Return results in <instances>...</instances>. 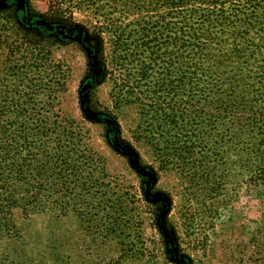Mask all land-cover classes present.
<instances>
[{"label": "rangeland", "instance_id": "obj_1", "mask_svg": "<svg viewBox=\"0 0 264 264\" xmlns=\"http://www.w3.org/2000/svg\"><path fill=\"white\" fill-rule=\"evenodd\" d=\"M185 1L0 0V264H264V0Z\"/></svg>", "mask_w": 264, "mask_h": 264}, {"label": "trees", "instance_id": "obj_2", "mask_svg": "<svg viewBox=\"0 0 264 264\" xmlns=\"http://www.w3.org/2000/svg\"><path fill=\"white\" fill-rule=\"evenodd\" d=\"M194 3H198V5L194 8L191 9V11H196L197 8L199 9V7L202 4H207V5H211V7H213L214 11L210 10V12L214 15V20L213 21H217V24L223 25L225 23V21L227 20V13L224 10V3L223 2H219V0H194ZM171 4L173 5H177L178 6H183L185 5V0H175L172 1L170 0ZM253 5V4H250ZM215 8H217V11H215ZM209 14V13H208ZM212 14H209L208 17H211ZM9 211V209H7V212ZM6 212V213H7ZM9 226H15L14 222L12 221L11 217H7V216H0V228L4 227V228H8ZM176 258V257H174Z\"/></svg>", "mask_w": 264, "mask_h": 264}, {"label": "water", "instance_id": "obj_3", "mask_svg": "<svg viewBox=\"0 0 264 264\" xmlns=\"http://www.w3.org/2000/svg\"><path fill=\"white\" fill-rule=\"evenodd\" d=\"M43 23V21H41Z\"/></svg>", "mask_w": 264, "mask_h": 264}]
</instances>
